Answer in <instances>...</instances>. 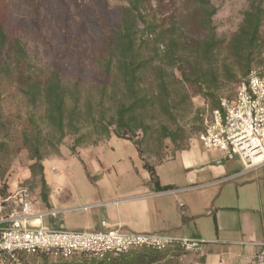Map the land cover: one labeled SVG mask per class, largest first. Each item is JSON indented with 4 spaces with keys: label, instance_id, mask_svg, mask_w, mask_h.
<instances>
[{
    "label": "rangeland",
    "instance_id": "obj_1",
    "mask_svg": "<svg viewBox=\"0 0 264 264\" xmlns=\"http://www.w3.org/2000/svg\"><path fill=\"white\" fill-rule=\"evenodd\" d=\"M5 1L12 28H15L16 36L28 51V59L21 72L24 76L44 80L51 71L61 69L71 92L67 99V113L75 110L77 130L67 128L65 138L59 141L60 133L47 122L42 99L34 105L20 92L15 68H12L11 77L0 74V144L6 146L1 156L0 209L5 214L13 209L12 201L4 202L20 188H28L33 197L43 200L41 177L33 176L30 171L35 163L31 148L36 138L40 142L43 166L50 174L57 175L63 195L71 194L74 205L82 204L80 197L86 198L96 192V180L89 179L88 172L93 174L96 168L103 166L114 174L117 165L122 168L132 163L141 165L132 142L115 137V126L109 127L108 131L104 129L116 114V104L123 99V89L114 78L106 80L97 65L106 39L111 37L119 22L120 10L126 3L122 0ZM162 1V6L156 0L146 5L143 14L148 22L161 24L171 17L172 25L175 14L180 20L182 15L193 11L188 0ZM211 1L218 8L213 19L217 35L228 40L241 25L248 0ZM262 36L264 40V26ZM145 42L144 56L155 55V36L145 37ZM226 56V50H221L219 60L223 61ZM3 58L4 54H0V65ZM159 65L167 74L169 112L165 114L156 102L140 113L139 118L144 121L147 133L138 131L136 135H130L133 141L139 143L150 163L171 159L191 139L197 138L204 129L205 121H210L213 110L212 101L205 98L196 86L177 83L181 76L165 61L164 47L158 49L156 62L143 76L141 88L144 94L152 95L157 91L155 66ZM75 82L79 83L78 89L73 85ZM237 84H220L216 98L233 100ZM162 126L178 132L180 139L176 144L170 140L161 142ZM25 136L32 143L28 144ZM74 141L78 145L73 151ZM46 194L49 195V190ZM78 216L79 213L66 215L69 219ZM41 263L42 259H32L29 264ZM164 264H171V259Z\"/></svg>",
    "mask_w": 264,
    "mask_h": 264
},
{
    "label": "trees",
    "instance_id": "obj_2",
    "mask_svg": "<svg viewBox=\"0 0 264 264\" xmlns=\"http://www.w3.org/2000/svg\"><path fill=\"white\" fill-rule=\"evenodd\" d=\"M122 1L126 6L120 10L119 22L111 37L106 39L103 55L97 63L105 79L114 78L121 83L123 89V99L116 104V114L104 129L108 131L109 127L115 126V136L132 142L137 147L145 168L154 173L151 164L155 163L146 160L141 146L133 141L131 136L136 135L138 131L147 133L144 121L139 118L140 113L147 111L156 102L165 114L169 112V85L163 66H155L157 91L148 95L144 94L141 88L144 74L156 62L158 49L164 47L165 61L181 76L177 83L196 86L205 98L212 101V111L220 109L221 100L217 99L215 94L219 85L238 82V87L251 70L262 62L264 0H248L249 5L243 14L241 25L228 40L217 35L213 19L218 13V8L211 0H188L193 6V11L182 15L180 20L175 14L172 25L170 17L161 23L162 26L157 21L148 22L143 14L146 5L151 4L152 0ZM156 1L162 6V0ZM104 7L106 8V3ZM168 21L170 23L166 25ZM154 36L156 54L146 57L143 52L145 37ZM223 49L226 50L227 56L220 61L219 54ZM0 54H4L0 74L11 77L14 71L12 68H15V79L20 92L34 105L42 99L46 107L47 122L60 133L59 141L65 138L67 128L77 130L75 110L67 113V99L71 92L61 69L51 71L44 80L24 76L21 72L22 65L28 59V51L23 41L16 36L15 28H12L8 3L5 0H0ZM73 85L76 89L79 88V83L75 82ZM160 131L161 142L170 140L176 144L180 139L178 132H172L167 126H162ZM25 139L28 144L32 143L29 142L28 136H25ZM33 143L35 144L31 151L35 163L30 167V171L33 176L41 177L42 196L46 201L48 187L44 176L43 158L39 153V139L36 138ZM77 145L78 142L74 141L73 151ZM5 147V144H0V168ZM0 176L2 177L1 170ZM169 252L171 251L158 252L142 248L129 254L109 256L104 260L76 257L65 261L38 254L28 257L25 264H29L32 259H42L41 264H164Z\"/></svg>",
    "mask_w": 264,
    "mask_h": 264
},
{
    "label": "crops",
    "instance_id": "obj_3",
    "mask_svg": "<svg viewBox=\"0 0 264 264\" xmlns=\"http://www.w3.org/2000/svg\"><path fill=\"white\" fill-rule=\"evenodd\" d=\"M151 167L154 173L141 160L140 166L117 165L114 174L106 167L96 168L93 174L87 173L89 179L96 180V192L80 197L82 204L74 205L71 194L63 195L57 175L44 166L49 195L46 201L33 197L34 212L67 210L57 219H43V228L105 232L120 227L125 232L206 242L200 255L171 250L166 259H171V264L198 260L203 264H251L259 245L264 244V168L245 174L239 159L226 160L220 151L206 150L198 137L171 159ZM197 187L201 188L183 191ZM117 200L122 201L112 203ZM94 204L105 205L81 209ZM77 213L79 218L66 217ZM3 215L0 209V217Z\"/></svg>",
    "mask_w": 264,
    "mask_h": 264
},
{
    "label": "built area",
    "instance_id": "obj_4",
    "mask_svg": "<svg viewBox=\"0 0 264 264\" xmlns=\"http://www.w3.org/2000/svg\"><path fill=\"white\" fill-rule=\"evenodd\" d=\"M198 139L206 150L220 151L226 160L239 159L245 174L264 168V55L261 64L254 67L238 85L235 98L221 100V108L212 111L211 119L205 121ZM10 201L13 209L0 217V264H25L28 257L38 254L48 255L57 261L76 257L104 260L142 248L158 252L178 249L200 255L206 243L198 239L125 232L120 227L105 232L43 228V219H57L67 210L34 212V198L28 188L18 189L4 203ZM121 201L112 203L119 204ZM101 205L105 204L81 209ZM181 209L182 214L186 215L184 204H181ZM194 264L203 263L198 260ZM219 264L226 263L221 261ZM251 264H264V244L259 245Z\"/></svg>",
    "mask_w": 264,
    "mask_h": 264
}]
</instances>
